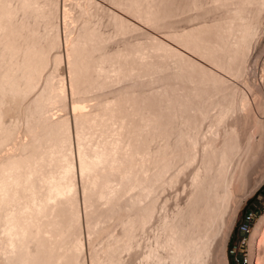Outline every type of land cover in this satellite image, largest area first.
Segmentation results:
<instances>
[{
    "label": "bare ground",
    "instance_id": "1",
    "mask_svg": "<svg viewBox=\"0 0 264 264\" xmlns=\"http://www.w3.org/2000/svg\"><path fill=\"white\" fill-rule=\"evenodd\" d=\"M109 2L210 66L96 0H0V264H227L264 183V0Z\"/></svg>",
    "mask_w": 264,
    "mask_h": 264
},
{
    "label": "rangeland",
    "instance_id": "2",
    "mask_svg": "<svg viewBox=\"0 0 264 264\" xmlns=\"http://www.w3.org/2000/svg\"><path fill=\"white\" fill-rule=\"evenodd\" d=\"M98 3H99V5L101 6V7H104L105 9H109V10H114V11H116V12H118V13H120V14H122L123 16H127V18L129 19V20H131V21H133V23L135 22L138 26H142V30L145 32V30H148V32H151L154 36H156V37H159V38H161V39H164L165 41H167V43L168 42H170L169 44H171L172 45V47H174V46H176V47H174V48H177V49H179L180 48V50H181V52H183L184 54L186 53V55H189L190 57H192L191 59H193V60H195V61H198L199 63H201L202 65H205V66H210V62L206 59V58H203V56H199L198 54H196V53H194V51L192 50V49H188V47L187 48H185L184 46H182V44L180 43V45H179V43L177 42L176 43V41L175 40H172V38H169V36H168V34H167V30H165V29H153V27H151L150 28V26L148 25H146V24H143L144 22L143 21H140L138 18V20L139 21H137V19H136V17H131V15H128L126 12H124L123 10H120L119 8H116L114 5H112L110 2H109V0H96ZM64 5H63V2H62V4H61V7H63ZM68 6H69V3H68ZM70 6H71V4H70ZM123 11V12H122ZM195 13V12H194ZM189 14H193V12H191V13H189ZM188 14V15H189ZM185 16V15H184ZM209 17V16H208ZM208 17L207 18H205L206 19V21L208 20L209 21V19H208ZM212 15L209 17L210 19H212ZM174 20H175V23L173 24V27H175V28H173V29H175V30H178V31H180V30H184V28L186 27H188V26H190V24H195V23H197L198 22V19H196V20H194V21H197V22H194L193 20H191L192 21V23H189V25H187L188 24V22L190 21H188V19L187 20H183V16H181V17H177V19L176 18H174ZM188 21V22H187ZM141 22H143V23H141ZM194 22V23H193ZM139 27V28H140ZM102 28H103V30H105L106 32L107 31H109V27L107 26H105V24H103L102 25ZM177 28V29H176ZM185 28V29H186ZM141 29V28H140ZM142 30H141V32H142ZM147 32V31H146ZM137 34V33H136ZM136 34H134V35H136ZM136 36H139V33L136 35ZM135 36V37H136ZM141 36V35H140ZM139 36V37H140ZM138 37V38H139ZM141 38V37H140ZM132 39H135L134 37H132ZM117 41H114V43L112 44L111 43V48L112 49H114V47H115V49H117L119 46V44L120 43H118V45H117V43H116ZM116 43V44H115ZM118 46V47H117ZM117 47V48H116ZM189 57V58H190ZM209 62V63H208ZM62 66H64V65H62ZM53 70V66L52 65H50L49 67H47L46 68V70H45V73H47L48 71H52ZM149 78L148 77H146L145 78V81H147ZM174 83H175V81H174ZM43 84V80L41 81V83L39 84V87L41 86ZM159 85H160V83L159 82H156V81H154L153 79H152V82L151 83H149V84H147V85H145V86H141L140 87V89L141 90H145V91H147V92H150V93H152V92H154V91H156L157 89H159ZM173 89H175V87H172ZM90 103L91 104H93V103H95V101H90ZM60 109L61 108H54V109H52L51 110V113H61L62 111H60ZM18 138L19 139H25L26 137H25V131L24 130H21L20 131V133H19V135H18ZM10 146H8L6 149H8ZM261 161H262V159H261ZM259 159H258V161H256V162H258V164H256V166L254 167V164L256 163H254L253 164V169H252V171H251V180H250V182L252 181L253 182V180H257L258 179V177L262 174V165L261 164H263V163H260L261 162ZM263 162V161H262ZM79 179V181L78 182H81V178H78ZM79 186H80V190H82V183H79ZM173 189H170V190H168L167 192H168V194L170 193V194H173L174 193V191L175 190H173ZM166 192V193H167ZM172 192V193H171ZM82 201V203H80V207H81V209L80 210H82V212H83V208H84V205H82L81 206V204H83V200H81ZM247 212H252L253 213V215H254V220H253V224H251V227H250V229H249V231L248 232H246V237H245V252H246V262H245V264H255L254 263V259L251 257V253H250V242H251V236H252V234H253V231H254V229H255V227L257 226V224H258V222H259V220H260V218L264 215V183L262 184V186L258 189V191H256L255 192V194L252 196V197H248L247 198V200H244L243 202H242V205H241V207H240V209H239V212H238V215H237V219H236V222H235V225H234V227H233V229H232V232H231V235H230V237H229V240H228V246H227V253H226V259H228V263L227 264H232L231 263V260H232V255H231V249H232V247L233 246H236L237 247V249H239V244H240V238H241V234H240V232L238 231V230H240L241 229V224H242V222H243V220H244V215L247 213ZM259 241H258V243H257V245H256V248L258 249V248H260V253L261 254H263V248H261L262 246H261V244L259 245ZM260 246V247H259ZM262 250V251H261ZM262 256V255H261ZM250 261V262H249Z\"/></svg>",
    "mask_w": 264,
    "mask_h": 264
},
{
    "label": "built area",
    "instance_id": "3",
    "mask_svg": "<svg viewBox=\"0 0 264 264\" xmlns=\"http://www.w3.org/2000/svg\"><path fill=\"white\" fill-rule=\"evenodd\" d=\"M254 215L252 212H247L244 215V220L241 224V229L238 230L241 234L239 249L236 246H233L231 249L232 255V264H245L246 262V252H245V237L246 232L251 224H253Z\"/></svg>",
    "mask_w": 264,
    "mask_h": 264
}]
</instances>
